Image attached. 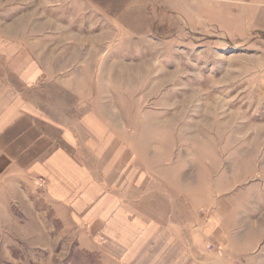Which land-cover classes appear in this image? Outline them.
<instances>
[{
  "label": "rangeland",
  "instance_id": "rangeland-1",
  "mask_svg": "<svg viewBox=\"0 0 264 264\" xmlns=\"http://www.w3.org/2000/svg\"><path fill=\"white\" fill-rule=\"evenodd\" d=\"M201 1L0 0V27L40 49L51 40L62 76L81 84L80 110L109 108L160 156L174 142L206 264H264V5ZM97 254L39 187L0 182V264H104Z\"/></svg>",
  "mask_w": 264,
  "mask_h": 264
},
{
  "label": "crops",
  "instance_id": "crops-1",
  "mask_svg": "<svg viewBox=\"0 0 264 264\" xmlns=\"http://www.w3.org/2000/svg\"><path fill=\"white\" fill-rule=\"evenodd\" d=\"M221 1L234 13L264 5ZM50 41L40 49L25 31L0 27V182L39 187L104 264H206L188 161L173 158L171 140L160 156L119 132L94 100L80 110L81 84L62 76Z\"/></svg>",
  "mask_w": 264,
  "mask_h": 264
}]
</instances>
